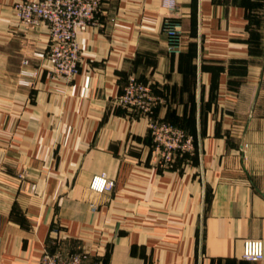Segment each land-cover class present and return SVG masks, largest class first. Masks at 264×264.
Returning a JSON list of instances; mask_svg holds the SVG:
<instances>
[{"label":"crops","instance_id":"obj_1","mask_svg":"<svg viewBox=\"0 0 264 264\" xmlns=\"http://www.w3.org/2000/svg\"><path fill=\"white\" fill-rule=\"evenodd\" d=\"M16 1L0 0V264L43 251L264 264L241 257L244 240L264 243V0H176L180 53L166 50L160 0H102L69 83L49 77L47 26L22 31ZM130 76L159 99L153 119L193 137L191 154L158 166L146 118L116 102ZM101 174L110 191L90 189Z\"/></svg>","mask_w":264,"mask_h":264},{"label":"built area","instance_id":"obj_2","mask_svg":"<svg viewBox=\"0 0 264 264\" xmlns=\"http://www.w3.org/2000/svg\"><path fill=\"white\" fill-rule=\"evenodd\" d=\"M220 1V0H215ZM102 0H19L13 3L12 11L22 31H31L40 24L47 26L49 49L46 55L47 71L52 80L69 83L78 73L80 51L77 37L88 26L97 24ZM166 16L162 23V33L166 38V50L180 53L183 48L182 25L171 15L176 10V0H160ZM28 60L22 61L26 67ZM21 77H33L34 72L25 69ZM19 84L28 86L23 79ZM117 105L131 113H138L147 120L149 136L153 143V153L159 167H168L176 155L193 152V137L173 124L153 119V112L160 103L149 85L130 76L117 97ZM114 182L104 174L94 176L90 189L97 192L110 191ZM241 257L248 262H259L264 257V243L260 239H246L242 243ZM39 264H102L101 260L89 252H75L64 256L60 251H43Z\"/></svg>","mask_w":264,"mask_h":264},{"label":"rangeland","instance_id":"obj_3","mask_svg":"<svg viewBox=\"0 0 264 264\" xmlns=\"http://www.w3.org/2000/svg\"><path fill=\"white\" fill-rule=\"evenodd\" d=\"M13 6V5H12Z\"/></svg>","mask_w":264,"mask_h":264}]
</instances>
